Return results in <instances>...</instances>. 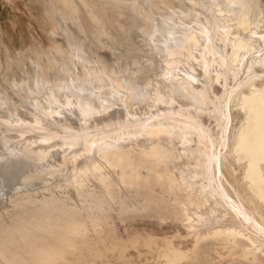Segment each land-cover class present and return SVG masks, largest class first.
Instances as JSON below:
<instances>
[{"label":"bare ground","instance_id":"bare-ground-1","mask_svg":"<svg viewBox=\"0 0 264 264\" xmlns=\"http://www.w3.org/2000/svg\"><path fill=\"white\" fill-rule=\"evenodd\" d=\"M182 1L188 9H174L155 28L139 26L144 34L159 30L154 35L163 38L157 49L168 67L161 65L164 70L156 78L138 88L109 72L92 70L83 79L71 69L84 65L85 52L82 44H70L71 64L64 61L63 66L69 76L61 87L57 81L43 86L37 68L25 103L18 104L20 112L0 111V200L25 189L37 190L41 198L62 197L28 209L0 230V264H53L56 248L68 238L78 241L73 248L88 261L119 247L123 238L106 198L102 201L108 205L97 213L67 209L77 180L74 170H94L124 142L173 130L177 158L161 154L159 146L144 152L148 159L161 154L160 165L170 159L168 172H158L152 185L160 183L172 195L161 208L147 209H157L163 218L180 213L177 220L186 228V238L196 241L194 252L204 242L236 246L241 241L242 259L264 264V0ZM169 79L196 91L164 98L159 90ZM128 179L141 180L135 174ZM142 203L137 210L147 204ZM127 208L123 205L122 211ZM90 224L96 226L84 237ZM164 240L163 264L190 261L173 238ZM23 245L24 254L17 250Z\"/></svg>","mask_w":264,"mask_h":264},{"label":"rangeland","instance_id":"rangeland-1","mask_svg":"<svg viewBox=\"0 0 264 264\" xmlns=\"http://www.w3.org/2000/svg\"><path fill=\"white\" fill-rule=\"evenodd\" d=\"M69 1L70 3L62 0H0L2 114L20 112L22 105L18 104L20 101L25 103L24 93L29 89V83L34 81L35 77L32 75L37 68L39 76L44 79L43 86L47 83L54 84L56 81L59 87L62 86L69 76L63 66L65 62L71 64V45L82 44L85 52L84 65L79 64L77 68L71 69L72 73H80L83 79H86L87 73L92 70L105 75L109 72L124 84L138 88L144 82L156 78L158 72L164 70L161 65L168 67L165 60H160L163 56H160L157 49L163 38L154 35L155 32L159 34V30L144 34L139 26L152 25L155 28L159 21H167L166 17L171 15L174 9L189 8L182 0ZM151 38H154L153 42ZM87 56L90 61H87ZM184 84L185 82L169 79L159 93L168 99L172 95L189 96L196 91L194 87ZM174 85L176 87L171 91ZM24 109L27 110L25 107ZM177 143L178 137L174 130L171 134L169 131L148 135V139L124 142L122 147L116 150L114 157L98 163L94 170L76 168L74 174L77 180L72 182L74 193L67 197V209L83 215L97 213L108 205L102 201V198H106L112 206L115 227L123 241L119 247L110 248L104 255L88 261V256L87 259L78 257L82 253L73 248L78 241L68 238L63 245L56 248L54 253L57 258L53 264H163L162 251L166 247L164 241H167L164 239L172 238L175 244H179L186 251L187 257L190 256V261L187 260L186 264H253L242 259L244 245L241 241H238L236 246L228 243V246L221 244L220 247L204 242L198 250L192 251L196 241L191 237L186 238V228L180 219L177 220L181 216L180 213L163 218L157 209H147L148 205L161 208L162 203L171 200L172 195L163 190L160 183L152 185L155 182L152 178L158 172H168L169 160L177 158ZM152 146H159L161 154H167L170 159L160 165L158 159L161 154L152 159L146 158L144 152ZM120 156L123 157L122 165L119 163ZM92 171L98 172L108 184L102 185L95 179ZM132 174L141 180L134 182L128 179ZM108 191L111 195L107 194ZM6 198L0 200V230L7 229V224L23 217L28 209L44 207L48 202L62 200V197L52 199L49 195L41 198L35 189L14 192ZM98 202L102 203L101 206ZM142 202L147 204L137 210V205L143 204ZM123 205L129 208L122 211ZM135 213L138 214L135 219L120 218L122 215ZM95 226L90 224L83 236L94 230ZM33 231L34 229H31L27 233L31 234ZM24 247H17V250L24 254ZM158 249L161 250L157 251ZM230 250H236V256ZM229 252L234 256H230ZM191 258H194V261Z\"/></svg>","mask_w":264,"mask_h":264}]
</instances>
